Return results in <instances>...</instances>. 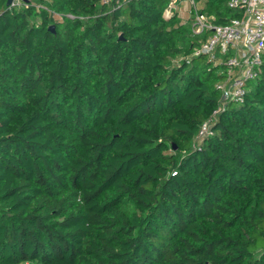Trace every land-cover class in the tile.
<instances>
[{
  "label": "trees",
  "instance_id": "16d2710c",
  "mask_svg": "<svg viewBox=\"0 0 264 264\" xmlns=\"http://www.w3.org/2000/svg\"><path fill=\"white\" fill-rule=\"evenodd\" d=\"M169 1L0 0V264H264V54L222 106Z\"/></svg>",
  "mask_w": 264,
  "mask_h": 264
},
{
  "label": "built area",
  "instance_id": "2783aa9c",
  "mask_svg": "<svg viewBox=\"0 0 264 264\" xmlns=\"http://www.w3.org/2000/svg\"><path fill=\"white\" fill-rule=\"evenodd\" d=\"M177 1H169L165 17L174 13ZM188 1L194 10L191 23L194 35L209 31L205 38L199 40L193 54H205L213 65L224 66L220 70L223 78L215 85L222 106L228 101L242 102L246 84L257 76L264 54V0H228V7L240 10L241 15L225 24L211 23L207 16L198 12L194 0ZM10 4L17 5L19 0H11ZM218 109L213 110V114ZM208 130L209 120H206L201 124L197 137Z\"/></svg>",
  "mask_w": 264,
  "mask_h": 264
},
{
  "label": "crops",
  "instance_id": "0c3cea01",
  "mask_svg": "<svg viewBox=\"0 0 264 264\" xmlns=\"http://www.w3.org/2000/svg\"><path fill=\"white\" fill-rule=\"evenodd\" d=\"M184 0H179L176 2V8H175V11H177V14L178 16L183 20V21H186V22H191L192 23V20H193V16H194V12L192 11V9L188 10L190 11V14H185V13H180V8L181 5H182V2ZM179 5V7H178Z\"/></svg>",
  "mask_w": 264,
  "mask_h": 264
},
{
  "label": "rangeland",
  "instance_id": "374dc122",
  "mask_svg": "<svg viewBox=\"0 0 264 264\" xmlns=\"http://www.w3.org/2000/svg\"><path fill=\"white\" fill-rule=\"evenodd\" d=\"M178 7H179V5H178ZM196 7H197V9L198 8H200V3H197V5H196ZM167 8V7H166ZM180 8V13H185V14H190V11H188V10H190L191 8H192V5L189 3V1L188 0H184L183 2H182V5H181V7H179ZM192 11L194 12V10L192 9ZM219 71V70H218Z\"/></svg>",
  "mask_w": 264,
  "mask_h": 264
},
{
  "label": "water",
  "instance_id": "95a60500",
  "mask_svg": "<svg viewBox=\"0 0 264 264\" xmlns=\"http://www.w3.org/2000/svg\"><path fill=\"white\" fill-rule=\"evenodd\" d=\"M10 2H11V0H7V4H10ZM49 29L53 31V30H54L53 25H50V26H49Z\"/></svg>",
  "mask_w": 264,
  "mask_h": 264
}]
</instances>
